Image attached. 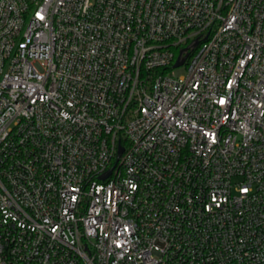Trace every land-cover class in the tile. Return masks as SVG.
Wrapping results in <instances>:
<instances>
[{
  "label": "built area",
  "instance_id": "1",
  "mask_svg": "<svg viewBox=\"0 0 264 264\" xmlns=\"http://www.w3.org/2000/svg\"><path fill=\"white\" fill-rule=\"evenodd\" d=\"M0 264H264V0H0Z\"/></svg>",
  "mask_w": 264,
  "mask_h": 264
},
{
  "label": "rangeland",
  "instance_id": "2",
  "mask_svg": "<svg viewBox=\"0 0 264 264\" xmlns=\"http://www.w3.org/2000/svg\"><path fill=\"white\" fill-rule=\"evenodd\" d=\"M186 73V70L184 68V66H180L175 70V74L176 75H183Z\"/></svg>",
  "mask_w": 264,
  "mask_h": 264
},
{
  "label": "water",
  "instance_id": "3",
  "mask_svg": "<svg viewBox=\"0 0 264 264\" xmlns=\"http://www.w3.org/2000/svg\"><path fill=\"white\" fill-rule=\"evenodd\" d=\"M184 61H185V58H181V56H179V58L175 64V67L181 66L184 63Z\"/></svg>",
  "mask_w": 264,
  "mask_h": 264
}]
</instances>
